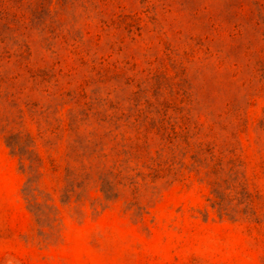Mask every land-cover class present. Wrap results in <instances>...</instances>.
Returning a JSON list of instances; mask_svg holds the SVG:
<instances>
[{
	"label": "rangeland",
	"instance_id": "obj_1",
	"mask_svg": "<svg viewBox=\"0 0 264 264\" xmlns=\"http://www.w3.org/2000/svg\"><path fill=\"white\" fill-rule=\"evenodd\" d=\"M0 264H264V0H0Z\"/></svg>",
	"mask_w": 264,
	"mask_h": 264
}]
</instances>
